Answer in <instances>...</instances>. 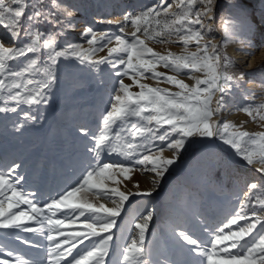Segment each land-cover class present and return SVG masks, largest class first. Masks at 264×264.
I'll return each instance as SVG.
<instances>
[{
    "label": "snow or ice",
    "instance_id": "obj_1",
    "mask_svg": "<svg viewBox=\"0 0 264 264\" xmlns=\"http://www.w3.org/2000/svg\"><path fill=\"white\" fill-rule=\"evenodd\" d=\"M217 3L218 0H172V3L158 0L157 4L135 14L125 12L122 20L115 21L121 35H113L110 31L97 32L85 25L81 33V38L88 45L85 48L80 43H60L69 30H75L79 6L64 0H0V26L13 41L12 46H6L0 39V113H16L20 106H28L30 110L46 103L50 90L58 81L62 61L75 60L96 71H102L100 65L104 64L113 68L123 66V71L117 75L128 76L139 88L138 92H132L130 85L123 79L119 80L118 87L110 96V106L102 115L98 133L92 134L86 127L80 128L85 139L91 136L92 144L87 150L96 166L86 170L77 187L53 199L51 204L38 206L19 190L23 177L12 173L20 165H15L8 172L0 171V229L46 235L50 243L46 264H60L61 261L65 264H105L113 237L103 234L111 233L116 218L129 199V194L116 187L109 189L107 182L117 184L118 177L129 179V173L139 168L154 173L157 179L153 183L156 184L165 174H171V166L182 151L213 138L234 150L233 156L247 165L259 164L257 171L264 173V131L249 133L241 130V126L214 119L222 109H226V99L233 96L234 89L240 88L243 78L242 73L239 77L230 73L234 62L226 54H221V47L236 40L252 46L244 35L250 21L242 7L243 15L238 17L231 12V9L239 7L236 0H226L228 10L221 11L217 21ZM97 22L113 21L100 17ZM217 22L223 27L222 45L210 35ZM261 23H264V12ZM41 25L50 27L45 30ZM128 26L133 29L130 33L125 32ZM129 36L132 39H128ZM165 36L178 37L184 47L183 54L169 51L162 55L148 46L147 41L169 42L163 38ZM19 40L24 43L17 45ZM113 40L115 46L108 47ZM191 44L196 45L195 51H189ZM106 47V57L93 59L98 50ZM161 64L175 73L188 70L187 74L195 83L190 86L175 75L157 71ZM193 72L203 73L204 78L192 76ZM146 73L156 80L163 78L179 90L171 92L141 83L140 78H147ZM98 87H104L102 78ZM217 93L220 96L215 100L216 108H213ZM244 95L246 100L255 99V94ZM237 110L245 112L254 121L258 120L259 126L264 128V103H248ZM23 116L25 123L35 119L30 111H25ZM165 150L173 151V158H164ZM105 154L119 155L128 163H101L100 159ZM248 187L242 210L214 233H209L211 238L207 242L199 241L185 231L175 233L174 230V234L190 247L185 248L177 242L176 246L185 259L174 260L171 264H264V233L259 234L258 239H246L258 224L264 228V223L254 209L251 212L254 220L243 211L249 203L257 201L264 208V199L253 194V190L264 191V185L251 183ZM82 189L93 192L97 197L110 195L119 200H113L115 207H105L83 197L75 199ZM136 195L151 196L152 192H137ZM21 205H27L28 210H19ZM46 209L51 215L45 214ZM80 217L84 219L80 220ZM152 218V212L148 211L135 222V235L125 241L117 264H158L152 260L151 247L145 244L148 222ZM240 221L246 223L240 224ZM28 222L38 224L39 228L30 226ZM77 223L81 227L73 228L72 225ZM16 239L21 243H31L20 236ZM85 241H89L90 247L80 252L78 245ZM73 250H77L75 254ZM68 257H71L70 261ZM0 264L11 262L0 260ZM16 264L40 262L17 258ZM165 264H168L167 260Z\"/></svg>",
    "mask_w": 264,
    "mask_h": 264
},
{
    "label": "rangeland",
    "instance_id": "obj_2",
    "mask_svg": "<svg viewBox=\"0 0 264 264\" xmlns=\"http://www.w3.org/2000/svg\"><path fill=\"white\" fill-rule=\"evenodd\" d=\"M65 3L79 6L80 12L76 17L75 30H69L66 37L60 40L61 44L67 42L80 43L87 48L86 41L81 38L85 25L91 26L97 32L110 31L113 35H121L119 25L112 23H98L97 18L110 19L116 13L115 9L122 8L121 17L125 12L137 13L158 3V0H64ZM172 3V0H168ZM238 8L231 12L240 17V11L246 13L250 21L249 28L244 35L250 39L251 45L241 44L238 40L231 41L227 46L221 47V54H226L233 66L229 71L234 77L243 74L240 80V88L233 90V96L226 99V109L214 117L221 122H229L241 126V130L249 133L264 131L259 126L258 120H253L242 109L248 103H264V23H261V7L264 0H236ZM226 0H218L216 8L217 21L221 11H226ZM252 25L255 27L252 28ZM47 30L49 25H41ZM133 31L131 26L125 28V32ZM223 27L217 22L215 31L210 33L217 38L218 44H223ZM138 35H141L138 33ZM128 39H132L130 36ZM143 38V37H142ZM169 42L158 43L147 41L154 51L167 55L169 51L175 54H183L184 47L178 37H163ZM0 39L6 46H12L8 32L0 26ZM17 45L24 43L16 41ZM115 46V41L108 47ZM196 45H189V51H195ZM247 53V54H246ZM107 56V47L98 50L93 59ZM102 71H96L88 65H82L75 60L62 61L59 65L58 81L50 90L48 100L38 106L28 109V106H20L16 113H0V171L8 172L15 165H20L12 173L13 176H22L19 190L33 200L38 206L51 204L53 199H58L67 191L77 187L89 167H95L96 161L87 150L92 144L91 136L85 139L80 133L81 127H86L90 133H98L102 115L109 108V99L113 95V89L118 87L119 80L130 85L132 92H138L139 88L128 76L117 75L123 71V66L113 68L108 64L100 65ZM157 71L166 75H175L188 85L195 83L187 74L188 70L175 73L165 68L162 64ZM140 78V82L152 87L178 91L174 85L167 83L163 78L156 80ZM192 76L204 78L203 73L193 72ZM104 80V87H98V81ZM245 93L255 94V99H245ZM212 107L216 108L215 100ZM30 111L35 118L24 122L23 113ZM157 146L160 142H156ZM233 151L218 139L204 140L194 144L188 151L181 152L174 165L171 166V174H165L158 180L151 171L134 169L129 173V179L118 177L119 183L107 182L110 189L116 187L119 191L129 194L125 201L120 216L116 218V225L111 233L113 239L109 244V254L105 257V264H117L120 252L125 241L135 235L134 224L148 211L152 212V220L146 232L145 244L152 249V260L158 264H171L172 261H183L181 250L176 246L177 242L185 248L190 247L174 234L185 231L193 238L207 242L214 233L222 227L237 212H240L241 204L245 202V195L249 192L251 183L264 185V173L257 169L259 164L247 165L240 158L233 156ZM164 158H173L171 150L163 152ZM101 163L127 164L126 158L119 155H103ZM152 192L151 196L136 195L137 192ZM253 194L264 199V191L253 190ZM86 198L89 202L99 206L115 207L113 200L118 202V197H97L93 192L82 189L76 194L75 199ZM253 209L261 216L264 223V208L258 201L249 203L243 209L251 219ZM19 210H28L27 205H21ZM45 214L51 215L45 210ZM59 215V213H58ZM84 217H80L83 220ZM141 222H143L141 220ZM30 226L39 228L38 224L28 222ZM240 224L246 221H240ZM79 228V223L72 225ZM235 228L236 226H232ZM207 229V231H205ZM44 231L47 229L45 227ZM264 233L260 224L246 239L257 238ZM16 236L27 238L30 244L21 243ZM97 239V238H94ZM50 247L46 235L26 233L19 229H0V260H9L16 264L17 258L38 261L46 264L48 260V248ZM90 247L89 241L78 245L80 252ZM77 250H73L74 254ZM13 255L9 256L8 253ZM195 257V254H192ZM197 259H200L197 257ZM71 260V257H68ZM60 264H65L61 261Z\"/></svg>",
    "mask_w": 264,
    "mask_h": 264
},
{
    "label": "bare ground",
    "instance_id": "obj_3",
    "mask_svg": "<svg viewBox=\"0 0 264 264\" xmlns=\"http://www.w3.org/2000/svg\"><path fill=\"white\" fill-rule=\"evenodd\" d=\"M263 9H264V6L261 7V11H263ZM122 11H123L122 8L115 9L116 13L112 14L109 20L113 22L117 20H122V17H121Z\"/></svg>",
    "mask_w": 264,
    "mask_h": 264
}]
</instances>
